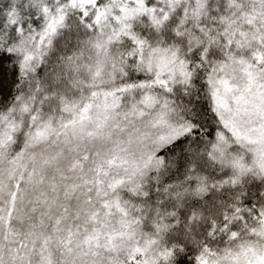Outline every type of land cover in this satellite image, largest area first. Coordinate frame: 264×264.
Instances as JSON below:
<instances>
[{
    "label": "snow or ice",
    "instance_id": "6c2138e0",
    "mask_svg": "<svg viewBox=\"0 0 264 264\" xmlns=\"http://www.w3.org/2000/svg\"><path fill=\"white\" fill-rule=\"evenodd\" d=\"M0 264H264V0H0Z\"/></svg>",
    "mask_w": 264,
    "mask_h": 264
}]
</instances>
